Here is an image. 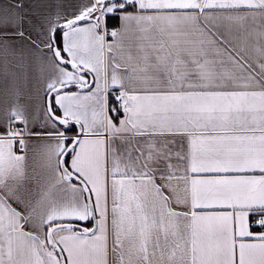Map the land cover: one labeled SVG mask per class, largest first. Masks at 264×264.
<instances>
[{
	"label": "snow or ice",
	"instance_id": "6c2138e0",
	"mask_svg": "<svg viewBox=\"0 0 264 264\" xmlns=\"http://www.w3.org/2000/svg\"><path fill=\"white\" fill-rule=\"evenodd\" d=\"M0 264H264V0H0Z\"/></svg>",
	"mask_w": 264,
	"mask_h": 264
}]
</instances>
